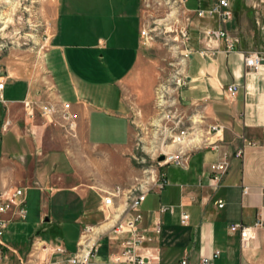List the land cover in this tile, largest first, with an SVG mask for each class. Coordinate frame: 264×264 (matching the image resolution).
<instances>
[{
    "label": "crops",
    "instance_id": "crops-1",
    "mask_svg": "<svg viewBox=\"0 0 264 264\" xmlns=\"http://www.w3.org/2000/svg\"><path fill=\"white\" fill-rule=\"evenodd\" d=\"M228 1L232 18L225 28L236 41L232 51L225 50L223 42L213 47L204 37V29L218 26L216 18L194 14L215 0L185 3L191 20L189 54L183 59L182 81L173 88L171 117L195 121L197 145L189 152L186 168L168 164L160 169L166 185L148 192L141 205L147 238L139 252L157 251V264H179L184 258L189 264L202 258H211L213 264H264V62L257 67L245 64L248 48L264 57V8L254 9L249 0ZM142 7L143 0H57L44 73L0 70V190L24 189L34 225L25 239L34 235L43 245L66 251L51 261H65L78 251L85 226L94 227L90 244L96 240L124 209V199L117 200L114 219L105 222L103 192L114 186L128 190L140 176L131 160L132 123L124 87L150 44L139 36L146 26ZM240 12L248 13L257 26L254 38L238 24ZM232 85L237 90L230 97L226 89ZM29 100L35 103L32 109L24 106ZM44 102L59 108L69 103L70 121L44 118L38 108ZM214 124L223 127L216 135L209 130ZM206 142L219 148L204 146ZM169 147L171 152L177 149ZM238 149L239 158L233 156ZM223 152L229 155V166L214 185L209 165ZM219 200L222 208L216 205ZM162 206L173 210L161 211ZM182 214L188 215L186 223ZM23 222L8 224L0 240L5 258L9 246L23 243ZM257 222L254 240L244 246L239 231L229 230L233 223ZM60 225L57 238L45 237L57 235L53 229ZM67 225L76 228L71 250L66 247ZM115 251L104 239L92 260L107 262Z\"/></svg>",
    "mask_w": 264,
    "mask_h": 264
},
{
    "label": "rangeland",
    "instance_id": "rangeland-1",
    "mask_svg": "<svg viewBox=\"0 0 264 264\" xmlns=\"http://www.w3.org/2000/svg\"><path fill=\"white\" fill-rule=\"evenodd\" d=\"M56 1L0 0L1 71H21L28 75L44 73L43 59L53 34ZM142 10L145 27L153 30V39L144 47L143 61L124 87L125 103L132 123L131 160L140 173L138 179L161 173L163 166L158 164V157L162 156L161 151L172 153L169 145H175L171 136L177 131L176 122L179 120V125H187L189 119L193 120L191 117H171L175 112L173 88L182 81L185 59V45L180 31L186 29L189 34L191 20L187 22L188 15H185L178 0H143ZM247 16L248 13L240 12L238 24L243 32L245 27L246 34L254 38L257 26ZM247 50L254 52L252 48ZM26 209L28 213V206ZM29 222L27 214L24 225L20 227L25 230L23 243L6 248L7 258L1 264H47L51 261L50 254L43 250L46 245L42 244L39 237L32 235L28 240L25 239L34 228L33 222ZM66 227L70 228L65 237L66 247L71 250L76 228ZM61 228L62 225L53 229L57 235L48 234L45 237L54 240Z\"/></svg>",
    "mask_w": 264,
    "mask_h": 264
},
{
    "label": "built area",
    "instance_id": "built-area-1",
    "mask_svg": "<svg viewBox=\"0 0 264 264\" xmlns=\"http://www.w3.org/2000/svg\"><path fill=\"white\" fill-rule=\"evenodd\" d=\"M251 5L256 10H261L264 8V0H249ZM178 2L185 9L186 0H178ZM194 14L199 19H212L216 18L218 26L216 28H206L203 31L204 37L206 38L208 44L216 46L219 42H223L224 48L227 51H232L235 49L236 41L229 35L225 28V22L232 18V12L230 10V4L228 0H215L213 4L209 7L202 8L198 7ZM189 23V16L186 17ZM152 31L149 28L141 29L139 36L144 43H148L152 40ZM181 37L183 38V44L185 45L184 58H187L189 52V47L186 43L189 40V34L186 29L180 31ZM209 47V45H208ZM264 57L258 53H247L245 57V64L248 67H257ZM181 83V82H180ZM177 82V85L180 84ZM3 81H0V89L3 88ZM227 93L230 97H233L236 93V86H229ZM24 106L28 109H32L35 106L33 101H26ZM69 103H61L60 108L55 102H44L39 105V110L41 115L46 119H53L54 117H60L63 121H70L69 114ZM177 121L175 128L177 131L171 136L172 143L177 145L176 151L169 153L161 151L164 159L159 161L160 166H165L168 164H174L182 168H186L188 165L189 152L196 147L193 135V126L195 124L194 120L189 119V124L185 125ZM70 126V125H69ZM209 130L217 133L223 130V127L218 124L211 125ZM191 146V147H190ZM204 146H209L214 149H218L219 145L217 143L206 142ZM242 150L238 149L234 153V157H241ZM159 156V155H158ZM229 155L227 152H223L220 159L209 165V170L211 173L210 181L217 185L219 180L225 174L228 169ZM166 185V181L161 174H154L146 179H136L135 185L125 190L120 186H114L108 191L103 192L102 198V211L104 214V221H112L116 212L114 209L117 207V200L124 199V209L122 215L118 217L112 224L106 229L99 231L97 239L91 244V240L94 234L93 226H85L81 232V244L78 251L67 257L64 260H53L49 261L47 264H157L154 261L157 259L158 252L142 254L139 252L143 248V244L146 241V235L141 227L142 224V213L141 205L144 202L146 195L150 191H160ZM247 188L243 189L244 194L247 193ZM218 208L224 206L222 200L216 203ZM172 207L162 206L161 211H172ZM8 213L9 217L4 218L3 215ZM27 218L26 209V197L23 188L13 187L10 189L0 190V240L2 239L8 224L12 221H25ZM182 222L186 223L188 220L187 214H182ZM260 226L257 222L253 226H244L241 223H233L229 226L231 232L239 231L241 244L244 246L250 241L254 240L256 235V228ZM106 240L107 244H112L115 246L116 251L112 254L111 258L104 263H95L92 260L93 253L96 252L98 246L101 245L102 240ZM0 242V246H1ZM43 250L47 251L50 256L55 254L63 255L65 250L61 247H45ZM147 252H149L147 250ZM216 251L213 257L218 256ZM4 255L0 253V264L4 259ZM179 264H189L187 259H182ZM198 264H213L211 258H202Z\"/></svg>",
    "mask_w": 264,
    "mask_h": 264
},
{
    "label": "water",
    "instance_id": "water-1",
    "mask_svg": "<svg viewBox=\"0 0 264 264\" xmlns=\"http://www.w3.org/2000/svg\"><path fill=\"white\" fill-rule=\"evenodd\" d=\"M262 62H264V61H262ZM163 159H164L163 156H159V157H158V161H162ZM47 220H48V219L46 218L45 221H47Z\"/></svg>",
    "mask_w": 264,
    "mask_h": 264
},
{
    "label": "bare ground",
    "instance_id": "bare-ground-1",
    "mask_svg": "<svg viewBox=\"0 0 264 264\" xmlns=\"http://www.w3.org/2000/svg\"><path fill=\"white\" fill-rule=\"evenodd\" d=\"M6 2H8V0H5ZM97 231V230H96ZM81 244V243H80ZM35 255V254H34ZM36 256H37V253H36ZM36 261V260H35Z\"/></svg>",
    "mask_w": 264,
    "mask_h": 264
}]
</instances>
